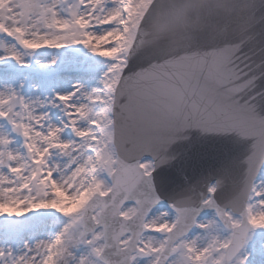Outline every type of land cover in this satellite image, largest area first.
<instances>
[{"label": "snow or ice", "instance_id": "6c2138e0", "mask_svg": "<svg viewBox=\"0 0 264 264\" xmlns=\"http://www.w3.org/2000/svg\"><path fill=\"white\" fill-rule=\"evenodd\" d=\"M42 48L87 49L106 70L44 98L0 91L23 139L0 134V264H246L264 230V0H0V61ZM232 132L250 141L242 174L208 179L195 139ZM38 209L66 222L17 247Z\"/></svg>", "mask_w": 264, "mask_h": 264}, {"label": "rangeland", "instance_id": "374dc122", "mask_svg": "<svg viewBox=\"0 0 264 264\" xmlns=\"http://www.w3.org/2000/svg\"><path fill=\"white\" fill-rule=\"evenodd\" d=\"M52 56L56 57V63L54 66L49 67L48 62ZM7 61L17 63L12 59L3 60L0 63ZM20 65L23 69L10 76L0 74V91L6 87H11L20 95L29 99L44 98L45 96L52 95L53 91L62 93L71 91V85L76 81H79L86 88L94 87L99 83L103 72L106 70L104 58L95 56L87 49H83L81 52H73L71 49L42 48L37 50L32 57L26 58L25 63ZM86 66H90L89 71L84 70ZM66 82H69V84L65 90L62 83ZM45 110L48 112L49 118L53 123L62 117L60 109L48 108ZM56 110H58L59 115L55 121L51 113ZM53 116H55L54 113ZM0 134L8 135L13 140L12 148L22 150V137L17 135L12 129H8L4 119H0ZM256 182L257 184L264 182V169L261 170ZM211 216L212 213L207 214L201 217L200 220H207ZM19 219L24 224L22 225L20 235L15 241L17 247H19L23 240H27L34 235L36 236L37 233L42 232L47 237L54 235L62 228L67 218L54 209H50L48 212L45 209H38L33 210L32 213H27ZM253 219L257 225H264V216L254 217ZM200 232L199 228H194L189 234V238ZM261 239H264V230L257 229L255 236L246 248V264H264V248L259 243Z\"/></svg>", "mask_w": 264, "mask_h": 264}, {"label": "bare ground", "instance_id": "6f19581e", "mask_svg": "<svg viewBox=\"0 0 264 264\" xmlns=\"http://www.w3.org/2000/svg\"><path fill=\"white\" fill-rule=\"evenodd\" d=\"M63 84V89L65 88V90H66V88H67V86H68V84H69V82H66V83H62ZM65 90H62V91H65ZM53 113L55 114V116H53ZM51 115H52V117H53V119L56 121L57 119H58V115H59V112H58V110H56V111H53L52 113H51ZM50 209H45V211L46 212H48ZM32 213V212H31ZM46 234H44V233H37V235L35 236V238H38V239H45V238H48L47 236H45ZM28 239H30V238H28Z\"/></svg>", "mask_w": 264, "mask_h": 264}, {"label": "water", "instance_id": "95a60500", "mask_svg": "<svg viewBox=\"0 0 264 264\" xmlns=\"http://www.w3.org/2000/svg\"><path fill=\"white\" fill-rule=\"evenodd\" d=\"M187 2H194V0H187ZM169 33H167V37H168ZM149 36V40L145 39V37L143 38L145 42L147 41H151L153 39V37L148 33ZM241 174H237L234 179H238L240 177Z\"/></svg>", "mask_w": 264, "mask_h": 264}]
</instances>
